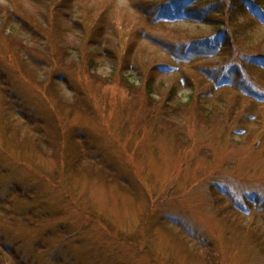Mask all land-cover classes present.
Returning a JSON list of instances; mask_svg holds the SVG:
<instances>
[{
  "label": "rangeland",
  "instance_id": "rangeland-1",
  "mask_svg": "<svg viewBox=\"0 0 264 264\" xmlns=\"http://www.w3.org/2000/svg\"><path fill=\"white\" fill-rule=\"evenodd\" d=\"M161 1L0 0V264H264V25Z\"/></svg>",
  "mask_w": 264,
  "mask_h": 264
},
{
  "label": "trees",
  "instance_id": "trees-1",
  "mask_svg": "<svg viewBox=\"0 0 264 264\" xmlns=\"http://www.w3.org/2000/svg\"><path fill=\"white\" fill-rule=\"evenodd\" d=\"M159 6V10L155 12L156 17L163 16L175 22L179 19L178 16L188 19L196 18L199 22L215 29L214 34L190 42L184 53L177 57L180 61L187 63L196 56L214 55L219 51V48L227 43L244 44L243 40L245 42L248 38L247 32L252 34L257 27L264 25V0H164L160 2ZM244 16L245 18H243ZM205 49L206 51H204ZM250 49L255 52L246 53L242 60L246 61L249 66L263 68L264 52L261 51L262 49L253 47ZM242 75L241 68L232 66L223 77L211 78L216 81L218 86L230 87L235 85L234 81L242 78ZM245 89L249 92H256L250 85L245 86ZM173 93L176 94V90Z\"/></svg>",
  "mask_w": 264,
  "mask_h": 264
}]
</instances>
